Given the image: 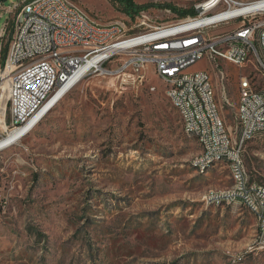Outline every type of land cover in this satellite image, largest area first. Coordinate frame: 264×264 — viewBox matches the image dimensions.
Segmentation results:
<instances>
[{"label": "rangeland", "instance_id": "rangeland-1", "mask_svg": "<svg viewBox=\"0 0 264 264\" xmlns=\"http://www.w3.org/2000/svg\"><path fill=\"white\" fill-rule=\"evenodd\" d=\"M23 1L0 0V68L6 25ZM68 1L98 25H134L110 0ZM132 1L145 6L151 24L166 25L183 17L159 6L187 10L208 0ZM221 69L223 81L206 59L187 72L209 73L236 140L238 79L250 75L261 88L264 76L251 64ZM2 98L0 141L10 133L7 90ZM199 152L151 69L134 84L86 77L31 133L0 151V264H264L256 217L239 203H206L231 179L224 164L200 172L193 164ZM243 160L251 181L264 185V138L243 146Z\"/></svg>", "mask_w": 264, "mask_h": 264}, {"label": "built area", "instance_id": "built-area-1", "mask_svg": "<svg viewBox=\"0 0 264 264\" xmlns=\"http://www.w3.org/2000/svg\"><path fill=\"white\" fill-rule=\"evenodd\" d=\"M198 8L197 15L166 25L151 24L147 11L140 10L134 15L133 27L127 29L121 24L98 25L68 0H24L11 11L12 19L6 25L11 35L0 68L10 106L9 132L25 126L41 111L37 103L49 99L65 84L72 87L90 75L134 84L144 82L145 72L151 69L158 79H172V71L179 70L180 63L211 58L221 81L225 79L222 63L237 70L251 64L264 76L254 55V48L264 49V31L263 38L255 37V45H248L254 25L264 21V4L255 0H208L195 10ZM233 22H237L233 29L214 32ZM58 52H65V59H58ZM75 52H82V59H75ZM48 60L57 61L60 73L49 71ZM112 61L114 67L108 68ZM169 91L173 101L168 102L177 107L183 133H197L208 145V155L200 156L198 162L203 165L209 157L227 158L230 169L243 179L245 191L238 194L245 196L246 207L259 208L263 229L258 247L264 245V207H258V198H264V185L260 184L256 195H249L247 182L251 179L243 160L249 133L264 131V86L258 88L250 75L238 79L237 95H244L248 125H241L235 115L238 135L231 141H224L223 130L227 128L219 126L222 118L213 115L203 71L182 81L172 79ZM1 94L0 90V99ZM3 119L4 115L0 132L6 129ZM240 127H247L246 135H239ZM227 194L220 195V204L224 205Z\"/></svg>", "mask_w": 264, "mask_h": 264}, {"label": "bare ground", "instance_id": "bare-ground-1", "mask_svg": "<svg viewBox=\"0 0 264 264\" xmlns=\"http://www.w3.org/2000/svg\"><path fill=\"white\" fill-rule=\"evenodd\" d=\"M207 2V1H206ZM256 4H264V0H255ZM202 4H205L202 3ZM201 4V5H202ZM264 31V21L257 22L254 25V30H252V35H248V45H255V37L263 38ZM254 55H256L257 63H260V69L264 74V49L263 48H254ZM58 59H65V52H58ZM75 59H82V52H75ZM206 59L211 62V58H195L191 61H184L179 64V70L172 71V79L173 81H182L187 79L188 77H194L201 75L203 71L204 77V89L206 94H208V100L211 103V108L213 115L216 118H221L219 108L217 105V101L215 98L214 86L212 83L211 76L205 70H199L196 72L188 73L187 70L195 65L197 62ZM49 71L53 73H60V66L57 64L56 60H48ZM172 79H159L164 84V93L165 97L168 101H173V94H170V86H172ZM81 81H76V85ZM76 85L71 87V83L65 84L60 90L52 94L49 99H43V102L37 103V110H41L38 114H36L25 126L20 129L14 130L9 133L8 137L4 140L0 141V151L11 147L18 140L27 136L29 133L33 131L36 125L51 111V109L61 100L63 97L72 90ZM0 90L2 92L0 105L4 104L3 100V92L7 90L6 82L4 77L0 79ZM262 101L264 102V94H262ZM177 113V107H172ZM237 117H240L241 125H248V117L246 115V108L244 102V95L238 96V106H237ZM2 120V118H0ZM219 126H225L222 119H219ZM247 127L239 128V135H246ZM187 136L194 138L200 148V152L196 157V160L193 164L197 167L200 172H207L210 168L217 164H224L230 174L231 185L220 190L216 194L209 196L210 200L206 199L207 204L221 206L220 204V195H226L228 192V188L231 189V193L227 194V199L224 200V205H231L235 203H239L244 206L249 212H251L257 219L258 224V242L262 237V214L259 211V208L254 206L246 207V198L245 196H240L239 191H245V183L243 179H239L235 173V170L230 169V160L224 157H209L207 162L203 165L199 163L200 156L208 155V145L204 138H201L197 133H186ZM264 138V131H252L248 135V142L262 139ZM223 139L224 141H231V137L229 136L227 130H223ZM260 189V183L249 180L247 182V190L249 191V195H256V190ZM258 207H264V198H258ZM263 218H264V209H263ZM263 247L264 245H260Z\"/></svg>", "mask_w": 264, "mask_h": 264}, {"label": "trees", "instance_id": "trees-1", "mask_svg": "<svg viewBox=\"0 0 264 264\" xmlns=\"http://www.w3.org/2000/svg\"><path fill=\"white\" fill-rule=\"evenodd\" d=\"M110 1L114 3H118L123 8V12L125 13V15L130 16V17H134L136 13H138L140 10L145 8V6H137L136 4L133 3L132 0H110ZM159 7L170 10L172 13L179 15L181 18L182 17L184 18L185 16L197 15V11L194 8H190L187 10H177L176 8L170 5H162Z\"/></svg>", "mask_w": 264, "mask_h": 264}, {"label": "water", "instance_id": "water-1", "mask_svg": "<svg viewBox=\"0 0 264 264\" xmlns=\"http://www.w3.org/2000/svg\"><path fill=\"white\" fill-rule=\"evenodd\" d=\"M2 1H3V0H2ZM197 12H200V9H199V8L197 9Z\"/></svg>", "mask_w": 264, "mask_h": 264}]
</instances>
